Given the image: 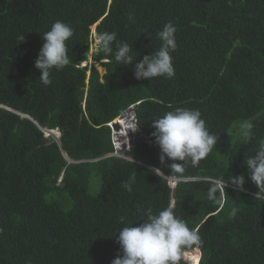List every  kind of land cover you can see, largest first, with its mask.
Wrapping results in <instances>:
<instances>
[{
	"label": "trees",
	"instance_id": "trees-1",
	"mask_svg": "<svg viewBox=\"0 0 264 264\" xmlns=\"http://www.w3.org/2000/svg\"><path fill=\"white\" fill-rule=\"evenodd\" d=\"M57 20L75 29L71 63L45 86L35 61ZM169 21L175 75L136 79L135 64L158 50L156 33ZM94 25L132 44L135 60L117 64L115 43L112 54L96 49L101 73L89 62ZM129 106L138 129L131 147L105 156L114 151L109 122ZM169 106L199 109L219 136L182 174L171 168L181 161L161 162L151 135ZM41 128H58L59 143ZM261 143L264 0H0V264H112L123 255L118 231L169 204L199 231L200 259L198 249L187 253L199 264H264V190L245 163ZM159 171L178 178L173 189ZM240 175L242 187L232 183ZM133 176L128 192L122 182ZM218 179L226 186L214 202L208 190Z\"/></svg>",
	"mask_w": 264,
	"mask_h": 264
},
{
	"label": "clouds",
	"instance_id": "clouds-1",
	"mask_svg": "<svg viewBox=\"0 0 264 264\" xmlns=\"http://www.w3.org/2000/svg\"><path fill=\"white\" fill-rule=\"evenodd\" d=\"M129 18L131 19V16ZM92 29L91 48H96L97 51H102L105 54H112L115 43L114 55L117 64L128 65L135 60L136 55H132V44L123 41L117 42L115 32L96 33L95 25ZM176 31L177 28L171 21L157 31L156 36L161 41L160 47L150 54L143 55V58L135 64L134 75L136 79L151 81L155 77L170 79L175 75L172 53L177 48ZM74 32L75 29L71 24L57 20L51 25L50 30L42 33L44 43L39 50L35 67L41 70L39 78L45 86L52 83L53 69L61 70L71 63L66 42L74 35ZM18 39L23 42L25 36L21 35ZM169 107L171 108V106ZM132 118L135 123V116L133 115ZM109 125L112 126L110 122ZM152 126L154 131L151 135L160 147L161 162L166 158L182 162L171 165L173 173L177 174H182L188 164L193 167L197 166L216 147L219 140L217 134L209 131L199 109L171 108L163 116L154 119ZM253 127L251 121H245L240 125V130L245 138L251 137ZM54 129L57 133L52 135L50 132ZM41 130L46 138L52 137L56 140L60 137L58 128H41ZM45 130L47 131L45 132ZM133 130L138 131L136 125ZM112 153H107V155ZM245 163L251 180L260 190H264V143L258 145L255 155L245 158ZM159 173L162 174L160 171ZM162 175L166 177V175ZM175 178L178 180L177 177ZM244 179V176L240 175L233 178L232 183L242 187ZM134 180L135 177L133 176L129 181L122 182V187L131 192ZM176 182L173 186L169 184L172 189ZM216 182L218 184L213 185L208 190V199L219 202L215 194L222 187L225 188L226 184L224 185L219 179ZM174 207V204H169L158 213H153V210L148 208L146 212L142 213V217H144L142 223L136 226L131 223L122 227L118 231L117 239L123 255H118L113 259L112 264H199L201 257L199 248L203 245L202 237L197 229L190 228L183 219L175 214ZM236 211L233 209L232 215H235ZM120 219L121 221L124 220L123 217ZM194 249L199 250L198 261L187 254L188 251H195Z\"/></svg>",
	"mask_w": 264,
	"mask_h": 264
},
{
	"label": "rangeland",
	"instance_id": "rangeland-1",
	"mask_svg": "<svg viewBox=\"0 0 264 264\" xmlns=\"http://www.w3.org/2000/svg\"><path fill=\"white\" fill-rule=\"evenodd\" d=\"M93 30V29H92ZM96 50V48H90V52H89V62L94 63L99 71L100 70V65L99 62H93V60H91V53L94 52ZM85 62H83L81 65H84ZM104 71V69H103ZM101 73H103L101 71ZM134 111L133 109L131 111H126V115L123 116L122 118H120V116H118L117 118H120L119 121H115L113 120L114 123H111L112 126H110L111 128V139L112 142L115 144V148H114V152L112 154L114 155H120L123 157H126L125 155V150H127L132 142V135L135 132V130H133L135 128V123L133 121V114ZM116 119V118H115ZM117 120V119H116ZM113 144V146H114ZM107 155V154H106ZM167 180H168V184H170L171 186L174 185V182L177 181V179L174 176H166ZM60 181V176L57 179V182ZM172 182V183H171Z\"/></svg>",
	"mask_w": 264,
	"mask_h": 264
},
{
	"label": "bare ground",
	"instance_id": "bare-ground-1",
	"mask_svg": "<svg viewBox=\"0 0 264 264\" xmlns=\"http://www.w3.org/2000/svg\"><path fill=\"white\" fill-rule=\"evenodd\" d=\"M103 69H104V68L101 66V67H100V70H101L102 72H103ZM101 71H100V72H101ZM125 115H126V112L124 113V115H123V116H125ZM123 116H120V118H122ZM117 117H118V116H117ZM117 117H116V119H117V120H116V119H113V120H115V121H119V120H120V118H117ZM113 120H112L110 123H114V122H113ZM46 131H47V130H45V132H46ZM50 133L53 135V134H56V133H57V131L54 129V130H53V131H51ZM171 183H172V182H171Z\"/></svg>",
	"mask_w": 264,
	"mask_h": 264
},
{
	"label": "water",
	"instance_id": "water-1",
	"mask_svg": "<svg viewBox=\"0 0 264 264\" xmlns=\"http://www.w3.org/2000/svg\"><path fill=\"white\" fill-rule=\"evenodd\" d=\"M133 109L132 106H129L126 110H124L119 116H123L126 111H131ZM59 142V139H56Z\"/></svg>",
	"mask_w": 264,
	"mask_h": 264
}]
</instances>
